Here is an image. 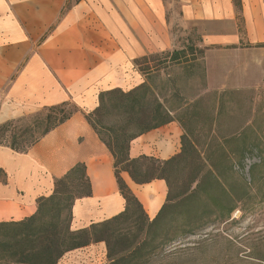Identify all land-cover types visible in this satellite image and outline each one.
<instances>
[{
  "label": "crops",
  "instance_id": "0c3cea01",
  "mask_svg": "<svg viewBox=\"0 0 264 264\" xmlns=\"http://www.w3.org/2000/svg\"><path fill=\"white\" fill-rule=\"evenodd\" d=\"M66 1L0 0V123L64 102L78 107L26 151L0 144V221L34 214L38 198L50 195L55 180L78 163L85 166L91 193L74 200L71 228L124 211L114 158L85 115L97 107L102 91L129 90L145 82L155 86L163 69L144 73L136 59L185 48L171 31L162 0H121L120 12L111 9L102 17L89 15L91 8L82 0ZM179 3L180 21L201 23L196 47L202 55L195 63L206 91L264 90V0H240L239 9L233 0ZM187 63L185 75L191 78L190 60L168 62V68ZM183 134L174 118L132 138L128 156L168 159L180 152ZM120 175L152 219L166 199L165 180L136 183L128 172ZM106 262L105 242L97 241L67 251L58 264Z\"/></svg>",
  "mask_w": 264,
  "mask_h": 264
},
{
  "label": "trees",
  "instance_id": "16d2710c",
  "mask_svg": "<svg viewBox=\"0 0 264 264\" xmlns=\"http://www.w3.org/2000/svg\"><path fill=\"white\" fill-rule=\"evenodd\" d=\"M233 2L239 9L240 0ZM186 49L187 47L163 54L167 62L180 63L189 61L188 50L192 54L195 48L190 46ZM199 52L202 55V49ZM146 57L136 59L135 65L144 73H150L151 68L158 69L148 62L141 63ZM190 61L193 65L194 60ZM144 64L147 66L144 67ZM153 88L152 84L145 82L125 92L120 88L102 91L98 95L97 107L85 115L114 158V174L120 193L126 201L125 210L87 227L70 230L63 218V210L68 208L71 214L74 200L91 193L85 166L78 163L55 180L50 195L38 198L34 214L17 221H0V264H58L67 251L97 241L105 242L106 264H179L185 249L167 248L170 244L175 241L184 243L189 236L203 230L215 219L221 222L230 218L243 196L248 194L251 184L258 181L254 168L250 171V182H247L231 173L222 176L223 174L211 169L213 164L206 167L201 163L202 167L199 166L200 169L191 176L186 188L174 195L177 175L182 171L185 162L189 157H199L197 149L187 146L185 135L181 137L180 152L168 159L160 160L146 155L137 158L128 156V146L132 138L174 119L171 114L173 109L153 95ZM114 96L117 97L115 100L119 106H126L130 111L129 120L117 128L99 124L94 119L106 109V98L111 101ZM62 104L46 107L49 111L46 115L48 124L37 135L33 134L31 127L19 130L16 125L12 126L23 117L0 123V144L18 152L26 151L74 112L53 117L51 110ZM132 122L143 124V129L137 134H128L126 129ZM8 131H11L10 140L4 141L2 136ZM103 133L107 139L102 136ZM20 142L23 144L20 145ZM242 157L243 152L239 158ZM121 171L128 172L136 183H146L152 179L165 180L168 188L166 199L152 219L148 218L141 203L122 179ZM213 189H218L220 193L213 195ZM208 201L217 206L218 213L214 220L204 214L210 206ZM128 221L135 222L137 226L132 238L127 229L117 226L119 222Z\"/></svg>",
  "mask_w": 264,
  "mask_h": 264
},
{
  "label": "rangeland",
  "instance_id": "374dc122",
  "mask_svg": "<svg viewBox=\"0 0 264 264\" xmlns=\"http://www.w3.org/2000/svg\"><path fill=\"white\" fill-rule=\"evenodd\" d=\"M73 0H67L66 4ZM85 8H91L89 15L102 17L111 9L120 12L121 0H82ZM166 10V20L171 31L177 35L178 45L195 48L188 60L193 62V76L188 77L189 66L178 64L168 68V60L164 52L148 55L141 63L148 62L151 66L163 69L156 76L153 95L161 98L167 107L172 108V116L184 128L186 143L189 148H195L199 157H189L180 174L174 195L184 190L191 176L200 169V164L208 166L214 172L226 176L244 178L250 182V171H255L258 181L251 184L248 194L243 196L230 218L225 221L215 219L203 230L189 236L184 243L175 241L167 248H183L184 255L179 264H262L264 263V90L257 92L220 93L206 91L199 63H195L200 52L196 44L200 40L201 23L197 21H180L179 0H162ZM86 4V5H85ZM110 8V9H109ZM53 25L48 31L51 33ZM37 37H34V45ZM186 49V50H187ZM144 67L147 64L143 65ZM170 73V77L166 74ZM124 92L127 90H123ZM151 99L152 97L149 96ZM116 96L110 101L106 98V109L94 117L99 123L117 128L127 122L130 111L126 106H119ZM118 105V106H117ZM78 107L67 102L51 110L52 116L77 110ZM47 108L29 113L21 121L13 123L17 129L31 127L33 134L43 131L48 124ZM97 128L100 130L99 126ZM143 129V124L132 122L126 132L137 134ZM103 132L102 130H100ZM11 131L2 138L10 140ZM102 136L107 139L105 133ZM23 144L20 142V145ZM216 148H219L216 150ZM242 149V150H241ZM243 152V157L241 156ZM202 167V166H201ZM206 167L204 169H206ZM227 172V174H226ZM214 190V191H213ZM211 190L218 195V189ZM168 191V188H167ZM240 192V191H239ZM210 206L204 212L205 216L214 220L217 206L208 201ZM63 218L71 228V214L68 208L63 210ZM128 230L129 235L136 232L135 222H119L117 225Z\"/></svg>",
  "mask_w": 264,
  "mask_h": 264
}]
</instances>
